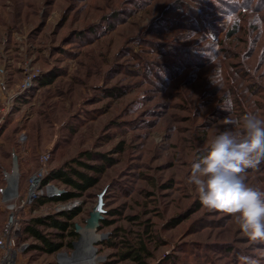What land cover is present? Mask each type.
Segmentation results:
<instances>
[{
  "label": "rangeland",
  "instance_id": "rangeland-1",
  "mask_svg": "<svg viewBox=\"0 0 264 264\" xmlns=\"http://www.w3.org/2000/svg\"><path fill=\"white\" fill-rule=\"evenodd\" d=\"M249 114L264 118V0H0V188L14 153L23 191L44 154L54 174L72 164L96 176L86 190L54 179L77 194L21 216L77 211L79 238L102 193L101 264H264V242L187 182ZM244 175L264 190V163ZM7 214L0 198V226Z\"/></svg>",
  "mask_w": 264,
  "mask_h": 264
},
{
  "label": "clouds",
  "instance_id": "clouds-1",
  "mask_svg": "<svg viewBox=\"0 0 264 264\" xmlns=\"http://www.w3.org/2000/svg\"><path fill=\"white\" fill-rule=\"evenodd\" d=\"M262 163L264 118L249 114L235 125V130L212 139L207 154L192 164L187 178L208 210L231 215L253 242H264V190L248 186L244 174ZM242 260L258 264L249 256Z\"/></svg>",
  "mask_w": 264,
  "mask_h": 264
},
{
  "label": "built area",
  "instance_id": "built-area-1",
  "mask_svg": "<svg viewBox=\"0 0 264 264\" xmlns=\"http://www.w3.org/2000/svg\"><path fill=\"white\" fill-rule=\"evenodd\" d=\"M19 138L24 142L27 139L26 133L21 132ZM49 157V154L42 156L41 165L29 176L24 191L20 185L18 167H13L12 170H3L5 181L0 188V198L8 214L5 222L0 226V264H32L26 256L33 240L24 235V221L21 215L28 210L36 211L33 206L39 198L52 199L64 192L63 188L54 182L53 174L56 169L49 165ZM71 206L62 205L58 209H70ZM75 231L78 233L77 230ZM79 232L80 237L72 242L74 248L70 253L65 249V245L55 251L57 254L56 264H65L62 256H69L74 251L77 241L82 237V232Z\"/></svg>",
  "mask_w": 264,
  "mask_h": 264
},
{
  "label": "trees",
  "instance_id": "trees-1",
  "mask_svg": "<svg viewBox=\"0 0 264 264\" xmlns=\"http://www.w3.org/2000/svg\"><path fill=\"white\" fill-rule=\"evenodd\" d=\"M88 154L90 156V152H88ZM106 159L109 160L108 157H106ZM73 161L99 172L105 169L104 165H92L79 158H74ZM53 178L60 179L64 183L81 190H86L97 182L96 176L91 175L87 171L81 170L72 164H70L68 168H59ZM76 194L77 193L74 191H66L52 199L41 197L36 201L33 208L50 202H64L74 197ZM76 212L77 211H66L57 214H47L45 216H31L23 219L24 235L26 238H31L33 240L29 251L40 249L48 253H54L64 245L65 238L68 240L67 244L71 246L72 240L78 236V233L75 231L74 225L69 219L73 218ZM23 214H25V212H23L22 215ZM102 221L106 222L107 220L102 219ZM41 226L54 228L56 230L52 233H47L41 229ZM135 258H139V254L135 255Z\"/></svg>",
  "mask_w": 264,
  "mask_h": 264
},
{
  "label": "bare ground",
  "instance_id": "bare-ground-1",
  "mask_svg": "<svg viewBox=\"0 0 264 264\" xmlns=\"http://www.w3.org/2000/svg\"><path fill=\"white\" fill-rule=\"evenodd\" d=\"M90 225L81 228L82 237L77 241L71 255H63L65 264H101L97 258L96 243L103 237L95 232L97 222L90 219Z\"/></svg>",
  "mask_w": 264,
  "mask_h": 264
},
{
  "label": "water",
  "instance_id": "water-1",
  "mask_svg": "<svg viewBox=\"0 0 264 264\" xmlns=\"http://www.w3.org/2000/svg\"><path fill=\"white\" fill-rule=\"evenodd\" d=\"M13 163H14V167H18L16 153L13 154ZM103 204H104V202H103V194L101 193L99 195L98 204L96 205V207L92 211L91 217H90V219H92V220L94 219L97 223L103 217V215H102V212L104 211Z\"/></svg>",
  "mask_w": 264,
  "mask_h": 264
}]
</instances>
